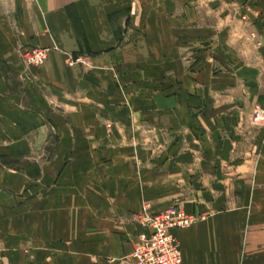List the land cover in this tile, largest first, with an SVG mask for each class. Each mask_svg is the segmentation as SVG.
<instances>
[{
	"label": "crops",
	"instance_id": "0c3cea01",
	"mask_svg": "<svg viewBox=\"0 0 264 264\" xmlns=\"http://www.w3.org/2000/svg\"><path fill=\"white\" fill-rule=\"evenodd\" d=\"M202 2L0 0V264H129L137 214L173 205L205 216L173 230L183 264H255L238 206L264 165L211 112L238 70L201 59Z\"/></svg>",
	"mask_w": 264,
	"mask_h": 264
},
{
	"label": "rangeland",
	"instance_id": "374dc122",
	"mask_svg": "<svg viewBox=\"0 0 264 264\" xmlns=\"http://www.w3.org/2000/svg\"><path fill=\"white\" fill-rule=\"evenodd\" d=\"M248 2V0H205L202 2L200 13L198 9H194L195 14L192 12V16H200L201 24L217 28L216 31L212 28L204 32L207 34L206 41L200 43L207 55L205 59L201 58L204 63L216 69L234 67L238 70V86L233 92H227L223 98L214 100L217 105L210 106L211 112L224 111L230 116L233 119L229 118L234 126V132L246 139L249 138V144H253L251 156H254L257 163L264 165V123L255 120L257 114H264V11L253 8ZM194 21L198 19L194 18ZM191 55L193 58L187 57L186 63L191 62L192 65H196L193 49ZM25 63L27 64L26 61ZM78 63L90 66L87 58L86 63ZM230 94L232 96L228 98ZM235 96H240L239 101L231 99ZM252 188L254 192L249 203L238 206V212H245L248 215L247 227H250L251 235L254 237V249L250 256L256 259L255 264H264V232L262 231L264 193L262 186L255 185ZM194 215L197 217L194 224L205 217Z\"/></svg>",
	"mask_w": 264,
	"mask_h": 264
},
{
	"label": "built area",
	"instance_id": "2783aa9c",
	"mask_svg": "<svg viewBox=\"0 0 264 264\" xmlns=\"http://www.w3.org/2000/svg\"><path fill=\"white\" fill-rule=\"evenodd\" d=\"M29 65H42L48 59V49L34 47L22 53ZM86 63V57H71L70 63ZM255 120L264 123V114H257ZM136 221L144 228L128 259L129 264H183L180 242L173 230L192 226L197 217L188 213L181 205L151 214L145 207L137 214Z\"/></svg>",
	"mask_w": 264,
	"mask_h": 264
}]
</instances>
